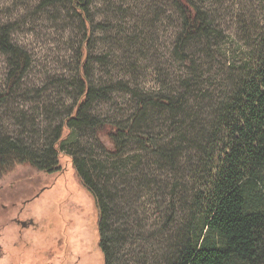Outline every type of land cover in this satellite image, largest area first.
Listing matches in <instances>:
<instances>
[{"label": "rangeland", "instance_id": "374dc122", "mask_svg": "<svg viewBox=\"0 0 264 264\" xmlns=\"http://www.w3.org/2000/svg\"><path fill=\"white\" fill-rule=\"evenodd\" d=\"M206 1L219 44L212 57L198 44L191 48L194 70L174 54L181 22L169 0H92L89 30L64 0H0V37L8 34L31 58L9 90L8 56L0 50V141L45 156L64 139L60 171L17 167L0 178V264H104L97 209L73 159L126 198L122 216L111 222L113 264H174L208 177L203 158L180 150L172 170L137 141L116 158L86 127L61 132L80 99L78 57L86 45L89 83L106 94L90 113L102 122L128 126L141 97L177 96L187 86L195 89L192 107L224 99L264 49V0ZM151 117L137 129L154 136L155 149L179 148L171 117L157 111Z\"/></svg>", "mask_w": 264, "mask_h": 264}, {"label": "trees", "instance_id": "16d2710c", "mask_svg": "<svg viewBox=\"0 0 264 264\" xmlns=\"http://www.w3.org/2000/svg\"><path fill=\"white\" fill-rule=\"evenodd\" d=\"M64 1L91 29L92 0ZM169 1L181 22L174 54L196 70V62L189 60L191 48L198 44L209 57L219 44L212 10L206 0ZM0 50L8 56V88L12 90L27 74L31 58L9 40L8 34L1 35ZM88 52L86 45L79 54L80 99L61 133L68 135L71 128L86 127L108 143V155L116 158L123 156L130 142L137 141L154 153L159 164L172 170L178 168L180 150L196 151L207 165L208 177L203 180L199 206L180 239L174 264H264V49L253 67L232 80V89L224 99L192 107L193 86H187V92L177 96L146 95L140 98L128 126L102 122L91 115V105L106 94L89 83L92 57ZM151 111L171 117L172 133L178 135L182 148L178 144L175 150H156L154 136L137 129L139 122L153 115ZM63 144L64 139L56 150L51 147L45 156H40L18 141H0V178L17 167H31L46 174L60 171L56 165L63 157ZM73 167L97 209L104 264H113L110 244L116 243L117 234L111 222L122 216L126 198L120 196V191L112 192L115 188L110 187V181L104 189L85 162L73 159Z\"/></svg>", "mask_w": 264, "mask_h": 264}]
</instances>
